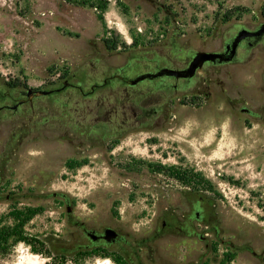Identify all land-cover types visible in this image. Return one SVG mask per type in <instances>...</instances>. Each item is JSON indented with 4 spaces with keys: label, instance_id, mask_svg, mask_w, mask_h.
I'll use <instances>...</instances> for the list:
<instances>
[{
    "label": "rangeland",
    "instance_id": "374dc122",
    "mask_svg": "<svg viewBox=\"0 0 264 264\" xmlns=\"http://www.w3.org/2000/svg\"><path fill=\"white\" fill-rule=\"evenodd\" d=\"M80 1L0 0V95L10 90L6 82L19 84L11 90L14 97L24 86L51 89L64 81H80L87 91L128 59L123 75L133 79L154 58L162 64L168 55L180 66L173 54L221 50L241 26L264 22V0H89L92 6ZM103 2L101 12L97 6ZM106 38L116 49L106 48ZM204 69L210 96L170 93L162 108L165 120L149 123L157 128L114 140L90 144L80 132L91 124L89 109L98 96L107 105L122 96L123 84L115 78L87 97L64 87L35 98L34 106L44 108L35 125L21 112L0 119V157H7L0 172V226L14 223L12 210L41 208L24 224L37 251L19 241L0 254V264H117L103 250H119L131 264H188L197 255V264H264V254L250 253H264V40L245 62L205 66L197 73L204 75ZM144 85L139 81L133 89ZM15 133L26 135L12 139ZM71 160L78 164L69 167ZM192 194L214 204L225 243L213 235L207 241L153 238L164 210L180 214ZM66 203L72 206L69 216ZM76 221L98 231L110 226L125 240L93 252ZM198 228L203 233L204 223ZM59 251L65 259L55 256Z\"/></svg>",
    "mask_w": 264,
    "mask_h": 264
},
{
    "label": "flooded vegetation",
    "instance_id": "af4514ba",
    "mask_svg": "<svg viewBox=\"0 0 264 264\" xmlns=\"http://www.w3.org/2000/svg\"><path fill=\"white\" fill-rule=\"evenodd\" d=\"M150 2H154L153 0H148ZM264 40V35L261 38L257 37H249L241 42L238 50L242 51V56H238L239 62H245L249 58L253 56L254 49L261 45ZM224 45V43H223ZM223 45L221 50H223ZM174 59H178L182 65L177 66L173 63L172 57L168 55L164 56L163 63L161 64L162 58H154L152 59V64L150 67H146V70L142 73H147L148 77H146L143 81L145 85L144 89L141 88L138 90L133 89L134 85L128 84V78L123 75L124 71L130 67L131 62L128 59L123 65L117 66L113 73L109 78H103L101 84H91L89 90L84 91L82 89V83L77 81L76 84H72L68 81H64L60 87H55L47 90H51L48 95L60 92L64 87H73L76 88L84 97H87L90 94H93L97 89L103 88L107 83L110 82L111 78H115L118 81H121L123 87L121 89L122 96L118 101L117 98H114L116 103L114 104H106V97L101 94L98 96L95 108L93 110L89 109V114L91 116V124L88 128L83 129L80 133V137H85V141H88L90 144L96 142L100 143L105 138L111 137L112 140L118 139L120 136H125L128 133H133L136 130H153L158 127V125H150V122L159 123V121H164L167 117V113L162 112L163 105L166 103V99L170 93H175L179 90H190L196 93H202L204 97L210 96L209 84H210V73L209 71H205L204 75H200L197 72L192 77H187L186 72L183 71L188 65L189 57L186 56L183 58L182 56H177L173 54ZM232 64V63H231ZM216 65H220L217 63H206L203 67H214ZM202 67V68H203ZM202 68L200 70H202ZM172 70H180L178 77H174ZM199 71V70H198ZM141 74V73H140ZM264 80V76H263ZM28 88L24 86L19 89V97L7 98L0 96V99H6V103L0 104V119L7 118L8 112L11 114H15L21 112L22 116H26L29 118V121L35 125L39 121V114L43 111L44 108H36L34 106L33 100L40 96H32L29 97L27 94H22V91H26ZM113 87H109V94H113ZM54 105L58 104L57 98H54ZM57 102V103H56ZM56 103V104H55ZM17 104L15 109L7 108L6 106H13ZM59 105V104H58ZM241 111L249 114L252 117H258L257 113L246 106H241ZM88 114V115H89ZM49 115L54 116V111L49 112ZM66 116V114H62ZM112 117H115L112 119ZM86 119L85 116L81 117V120L84 121ZM80 120V123H82ZM70 121V119L68 120ZM78 122V121H76ZM65 123V122H64ZM26 127L27 124H25ZM23 131V127L20 129ZM23 134L19 137V133L14 134V138L22 139ZM18 136V137H17ZM89 138V139H87ZM14 141V140H13ZM70 143L72 141L70 140ZM82 143V142H78ZM2 159V161H1ZM7 159V157H5ZM5 159L3 160L0 157V172L1 170H5ZM4 174H0V185L3 183ZM189 192H187L188 194ZM192 194V197L189 198V195H186V207L187 209L180 214H176L175 210L165 209L161 219H160V227L159 230L154 231L153 238H159L161 236H176L178 238H184L193 241H207L208 235H213L215 239L220 243H225L223 239L220 238V230L218 229L217 219L215 217V206L210 204H204V200L199 194ZM6 195L5 197H8ZM1 197V196H0ZM71 220V219H70ZM200 223H204V232L201 233L198 226ZM78 224L83 232L88 237L90 241L89 246L92 245L94 247L101 246L107 249H110L111 245H114L118 242H122L125 240L124 234L117 230L118 236L116 242L107 243L102 238L96 239L95 241L91 240V237L87 235V231L92 228H87L82 222H75ZM102 231V230H101ZM101 231L96 230V233L99 234ZM150 241V238H144V241ZM143 241V240H142ZM230 242H228V246ZM147 243H142L139 247H146ZM208 246V244H205ZM231 247V246H230ZM234 247V246H233ZM232 248V247H231ZM151 249V247H150ZM157 251V248H154ZM120 253L119 250H116ZM134 253L135 252L134 250ZM135 259L139 260V256L135 257ZM199 261L198 255L196 259H190L187 261L188 264H197ZM131 264V263H130ZM135 264H141L139 261H136Z\"/></svg>",
    "mask_w": 264,
    "mask_h": 264
},
{
    "label": "water",
    "instance_id": "95a60500",
    "mask_svg": "<svg viewBox=\"0 0 264 264\" xmlns=\"http://www.w3.org/2000/svg\"><path fill=\"white\" fill-rule=\"evenodd\" d=\"M264 35V22H261L254 28H248L245 26H241L233 36L228 38L223 45L222 51H206V50H197L190 54L188 65L185 68L186 76L192 77L198 70H200L204 64L206 63H217V64H231L237 63L238 61V48L243 40L249 37H257L261 38ZM180 70H172L173 76L178 77ZM148 77L147 73H141L133 79H129L127 82L130 85H134L139 81L144 80ZM51 90L43 89V88H28L26 91H22V94H27L29 97L32 96H45L48 95ZM7 108L15 109L17 104L13 106H6ZM1 108V107H0ZM8 198V197H6ZM1 199V197H0ZM65 211L68 216L72 212V206L69 203H66ZM87 235L91 237L92 241L96 239L102 238L107 243L116 242L118 232L116 229L106 226L102 229L101 233L97 234L95 229L88 230ZM231 247H233V243H229ZM250 253L253 256L262 257L263 252L257 253L253 249L250 250Z\"/></svg>",
    "mask_w": 264,
    "mask_h": 264
},
{
    "label": "trees",
    "instance_id": "16d2710c",
    "mask_svg": "<svg viewBox=\"0 0 264 264\" xmlns=\"http://www.w3.org/2000/svg\"><path fill=\"white\" fill-rule=\"evenodd\" d=\"M88 3L90 6L93 5L92 2L89 0H81L80 2H78V4H83V5L88 4ZM97 7L102 12L106 8V2H103L100 6H97ZM99 19L103 20V16L101 14H99ZM104 44H105L106 48H108V49H116V47H117V43L112 41L110 38L104 39ZM6 85L10 88V90H8V92H6L5 94L2 93L0 96H4L7 98H14V96L11 93V90L16 88L19 84L15 83V82L14 83L6 82ZM74 164L77 165L78 162L72 161V160L68 162L69 167L74 166ZM180 178L184 180V178H186L185 174L181 173ZM40 211H41V208H39V207L38 208L26 207L23 210H12L10 212V215L14 219V223L12 225L0 226V254L8 253L10 251L11 247H13L19 241H23V242L27 243L29 246H31V249L33 252L37 251L35 249L34 244L31 241V239L29 237H27L25 232H24V224L28 220H30V218L33 215L39 213ZM43 243L46 244L44 241H43ZM86 247H87V249L89 247H92L93 248L92 250H94L93 252H95L96 250H99L101 248V246L94 247L92 245H90V246L88 245ZM96 253H98V252H96ZM101 255L111 257L117 264H130L127 261V259L123 257V254L118 253V252H116V255H112L109 252H107L106 250H103ZM55 256L60 257L62 259H65L66 253L59 251V252L55 253ZM230 256L231 255L226 254L225 257H228V259H224V260L225 261L230 260ZM224 260H222L221 263H224Z\"/></svg>",
    "mask_w": 264,
    "mask_h": 264
}]
</instances>
